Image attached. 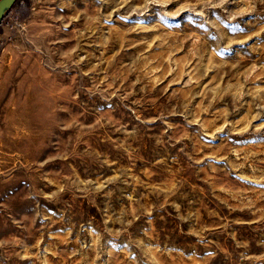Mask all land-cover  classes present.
Instances as JSON below:
<instances>
[{"label": "rangeland", "instance_id": "obj_1", "mask_svg": "<svg viewBox=\"0 0 264 264\" xmlns=\"http://www.w3.org/2000/svg\"><path fill=\"white\" fill-rule=\"evenodd\" d=\"M0 264H264V0H15Z\"/></svg>", "mask_w": 264, "mask_h": 264}, {"label": "water", "instance_id": "obj_2", "mask_svg": "<svg viewBox=\"0 0 264 264\" xmlns=\"http://www.w3.org/2000/svg\"><path fill=\"white\" fill-rule=\"evenodd\" d=\"M15 0H0V22L3 14L10 9Z\"/></svg>", "mask_w": 264, "mask_h": 264}, {"label": "trees", "instance_id": "obj_3", "mask_svg": "<svg viewBox=\"0 0 264 264\" xmlns=\"http://www.w3.org/2000/svg\"><path fill=\"white\" fill-rule=\"evenodd\" d=\"M8 11H9V10H7V11L3 14L2 18L8 13ZM1 20H2V19H1Z\"/></svg>", "mask_w": 264, "mask_h": 264}]
</instances>
